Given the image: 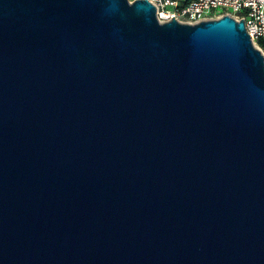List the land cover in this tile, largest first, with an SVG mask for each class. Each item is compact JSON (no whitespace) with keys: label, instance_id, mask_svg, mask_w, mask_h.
Listing matches in <instances>:
<instances>
[{"label":"water","instance_id":"1","mask_svg":"<svg viewBox=\"0 0 264 264\" xmlns=\"http://www.w3.org/2000/svg\"><path fill=\"white\" fill-rule=\"evenodd\" d=\"M0 264H264V56L146 0H0Z\"/></svg>","mask_w":264,"mask_h":264},{"label":"built area","instance_id":"2","mask_svg":"<svg viewBox=\"0 0 264 264\" xmlns=\"http://www.w3.org/2000/svg\"><path fill=\"white\" fill-rule=\"evenodd\" d=\"M138 0H127L129 4ZM156 9L159 23L176 20L178 23L196 25L219 20L225 16L236 22L242 20L253 46L264 41V0H190L181 6L172 0H146Z\"/></svg>","mask_w":264,"mask_h":264},{"label":"trees","instance_id":"3","mask_svg":"<svg viewBox=\"0 0 264 264\" xmlns=\"http://www.w3.org/2000/svg\"><path fill=\"white\" fill-rule=\"evenodd\" d=\"M257 45H258V47L263 51V53H264V41H261V40H259L258 42H257Z\"/></svg>","mask_w":264,"mask_h":264},{"label":"crops","instance_id":"4","mask_svg":"<svg viewBox=\"0 0 264 264\" xmlns=\"http://www.w3.org/2000/svg\"><path fill=\"white\" fill-rule=\"evenodd\" d=\"M172 1H177L179 5L183 6V5H185L187 2H189L190 0H172Z\"/></svg>","mask_w":264,"mask_h":264},{"label":"rangeland","instance_id":"5","mask_svg":"<svg viewBox=\"0 0 264 264\" xmlns=\"http://www.w3.org/2000/svg\"><path fill=\"white\" fill-rule=\"evenodd\" d=\"M262 54H263V56H264V53H263V51H262Z\"/></svg>","mask_w":264,"mask_h":264}]
</instances>
